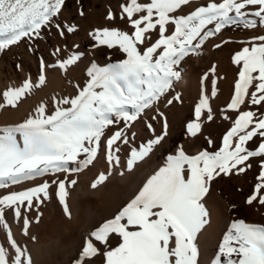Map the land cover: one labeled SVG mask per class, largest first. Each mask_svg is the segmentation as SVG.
<instances>
[{
  "label": "snow or ice",
  "instance_id": "obj_1",
  "mask_svg": "<svg viewBox=\"0 0 264 264\" xmlns=\"http://www.w3.org/2000/svg\"><path fill=\"white\" fill-rule=\"evenodd\" d=\"M65 2L0 0V53L25 38H41L42 30L51 27L61 37L74 33V25L58 22ZM193 2L125 0L120 18L128 21L131 33L119 28H98L90 33L95 47L116 49L123 59L104 66L93 61L87 69V83L83 87L76 85L75 96H53L51 111L47 103L41 102L22 123L0 127V189L55 176L52 184L57 187L58 200L65 215L71 218L67 186L76 185L77 180H69L67 175L61 180L57 173H79L94 166L103 152L109 170L92 183L95 189L121 167L122 146H129L128 171L149 157L168 134L167 117L159 111V104L166 101L171 105L181 99L179 93L172 99L168 96L182 79V61L191 53L199 55L198 50L228 26L264 27V0H209L188 14H180ZM115 18L116 14L109 11L107 19ZM169 26H174L173 30ZM153 33L158 37L154 41ZM215 47L220 48L221 44ZM62 53L60 47L51 53L58 57L53 65L40 57L37 82L28 78L18 87H9L2 94L4 103H0V109L5 105L16 108L22 99L44 86L47 68L58 67L67 73L83 55L74 52L60 59ZM233 63L239 72L227 109L235 112L236 118L223 136L222 146L195 155L187 154L181 147L177 154L169 156L165 166L147 179L134 198L89 233L75 264H93L100 256L103 264H198L197 238L209 216L202 201L211 183L221 176L245 173L252 167L253 158H259L261 171L246 202L264 206V35L253 37L250 46L235 53ZM210 71L214 75L215 66ZM208 75L204 74L202 84ZM215 83L213 80L212 97L216 95ZM152 109L163 118L164 131L155 135L149 123L153 138L138 148L131 146L136 136L131 129L146 115V110ZM202 117L208 121L214 118L210 96L204 88L194 108V118L186 124L189 136L194 138L201 133ZM112 126L117 130L106 135ZM249 142L257 143V147L249 148ZM208 143L211 146L213 141L209 139ZM50 188L45 180L23 191L0 195V226L14 249V255H10L0 244V264H33L28 250L14 238L6 213L10 210L14 214L28 236L33 220L27 213L35 209V222H40V205L51 199ZM115 238L119 243L113 247L111 240ZM221 257L227 258V264H264V225L233 221L214 264H223Z\"/></svg>",
  "mask_w": 264,
  "mask_h": 264
},
{
  "label": "bare ground",
  "instance_id": "obj_2",
  "mask_svg": "<svg viewBox=\"0 0 264 264\" xmlns=\"http://www.w3.org/2000/svg\"><path fill=\"white\" fill-rule=\"evenodd\" d=\"M70 2L71 0H66L64 9L62 10V15L59 17L58 22L63 21L64 23L67 24H70L72 22L73 11L70 8ZM118 2H119L118 0L114 2L115 7L109 9V11L116 14V18L114 20L107 19L106 26L104 27L98 26L96 29L119 28L129 33L133 31L130 25L127 28H124L122 25H117V21L124 23L126 21L128 23L126 19L122 20L120 18L122 4H119ZM208 2L209 0H194L192 6L185 7L180 14L182 15L188 14L191 11H193L196 6L205 5ZM99 3L100 0H93V4L95 7ZM76 9L79 11V22L82 21L84 17L91 15L90 12L85 13V9L83 8L81 0H77ZM107 9L106 7H104V10ZM81 11L84 12L83 16L80 15ZM99 11L102 10H98L97 12L94 10L93 13L97 14L99 13ZM86 26L87 25L82 26V29L85 28ZM52 28L55 29V27ZM43 31L45 32V30ZM93 31H91V33ZM154 34L155 33H153L152 35L153 41L156 39ZM62 39L67 40V34H65V36L62 37ZM37 40L38 38H33L31 40L25 38V40L20 42V44L13 45L11 46L10 49H6L4 52L0 53V103H4L2 94L9 87H18L25 81V79L28 78H30L33 81V83L37 82L38 75L40 72V58L39 59L37 58V54L34 48V44ZM44 43L46 44L47 47H50L47 41H45ZM99 48L100 47H94L92 50L83 52L81 50V41H78L76 43L74 49L72 48L69 49V47H67L66 49L61 48L63 49V53L59 57L60 59H65L68 56H70L72 53L78 52L80 50L79 53L83 54L81 60L77 63V65L72 66L67 73H64L58 67L47 68L46 69L47 79H46V84L44 86L36 88L32 94L22 99L16 108H12L11 106L5 105L4 108L0 109V127L12 126L22 123L25 119L29 117V115L34 114L36 107L41 102L47 103L49 110L51 111L53 107V103H52L53 96H57V97L75 96L78 91L76 85L79 84L81 87H83L87 83V80L89 79L87 76V69L91 66V63L93 61H95L100 66H104L107 63L113 62L110 58H107L106 60L103 59L100 61L97 60L96 53L99 50ZM53 51L54 50H52V52ZM44 59L47 62V64L53 65L57 63L58 57L53 56L51 54L50 59H47V57ZM17 65H19V67H17ZM191 78H193L191 76V71L186 70L185 77L182 79L179 85L182 88H186L189 85ZM202 88L203 87L201 84L197 86V90L199 91V93L198 92L197 93L200 95ZM212 90L213 89L206 88V91L210 96V103L213 108V112H215L219 106L217 102L218 99L220 98L219 97L220 93L219 90H216V95L212 97L211 96ZM199 100L197 101V104L199 103ZM163 113L167 117V122H168V128H167L168 134L165 137V140L162 142L161 145L154 148L153 152L149 155V157H147L144 161L139 162L131 171H128L126 167V161L128 156V154H126V147H128L129 149V146L124 145L122 146V152L120 153L121 167L118 169H114L112 175L103 185H100L95 189L91 187L92 183L96 180V178L100 173L102 172L107 173V171L109 170V165L106 162V158L104 157L103 152L99 156L100 162L103 165H101L100 171L96 177L90 176L91 174L90 175L83 174V176L81 177L77 173L74 174L76 176L75 179L77 180V184L74 186L69 184L67 186L69 193L67 199L71 210V218L65 215L63 211V206L58 200L56 185L55 186L51 185V188L49 190L51 199H47L44 204L40 205V211L48 215L50 218H53L58 215H63L71 224L77 223L81 219L80 217L82 216V213L84 211L83 202L86 199H89L90 197L93 196L100 199L101 202L103 203V208L101 211H97L96 209L94 210L90 209L87 212L79 232L71 239L68 240L66 235L72 233V228L67 227L66 229L67 234L65 235L60 234L56 236L50 233L43 235L42 232L39 230L40 228H38V226L42 223L41 222L36 223L35 220L30 218L29 216H28L29 219L33 220V223L30 227V234L26 236L23 233L22 225L15 220L14 214L10 210L6 213V219L11 227L14 238L22 247H25L28 250V253L32 257L33 264H75V260L78 259L79 254L84 245L85 238L89 235V233L95 227L99 226V224H101L104 220L111 219L117 212H119L122 207H124L132 198H134V196L143 187L147 179L151 175H153L156 171H158L161 167L165 166L167 160L164 161L161 159V161H159L157 155L163 143L167 142V140L171 136L172 123L170 122L167 113L166 112ZM204 119L205 117H202L203 122ZM156 120H158V122L161 123L162 129L164 131L163 118L156 116ZM152 126L155 129V135H159L158 133L159 127L154 124H152ZM148 130H149L148 133L149 137L147 136L148 138L144 143H146L149 139H152L154 135L149 128ZM141 133L142 131H138L137 133V135H139V138L141 137ZM203 134H204V125H202L201 133H199L194 138L191 137V142L197 141L199 136L201 137ZM139 138L135 136V139L132 141L131 146H135L138 148L139 145L137 144L138 143L137 141H139ZM200 150L201 148L197 149V152L198 151L200 152ZM70 166L74 167L75 165H70ZM88 168H85L81 172L82 173L86 172ZM121 171L124 172L123 175H120ZM66 175L69 176L70 174H66ZM112 181H120L125 186L124 190L114 191L111 193V195L105 196L104 193L107 190V186L109 183L111 184ZM4 191L5 189H0V195H3ZM212 194H213V190L211 183L209 192L202 201L205 204L209 216L207 218L208 223L202 229L201 233L198 234V238H197V245L199 249L198 264H208L209 263L208 260L211 257L217 259V257L220 256L218 249L222 244V240H223L222 238L227 233L230 225L233 222V217L230 214H228L226 202L223 199H220V201L218 200L219 202H212L211 201ZM32 211L36 212L35 209H33ZM32 237H35V239H32ZM0 244H2L5 248L8 249L10 255H14V249L11 248L10 242L7 237V233L2 226H0ZM214 258L212 259L214 260ZM95 260L96 258L94 259L93 264H98L97 262H95Z\"/></svg>",
  "mask_w": 264,
  "mask_h": 264
},
{
  "label": "rangeland",
  "instance_id": "obj_3",
  "mask_svg": "<svg viewBox=\"0 0 264 264\" xmlns=\"http://www.w3.org/2000/svg\"><path fill=\"white\" fill-rule=\"evenodd\" d=\"M81 1L83 8L85 9V13L90 12L91 15L84 17L85 19L83 18L82 21L79 22V11L76 9L77 0H71L70 8L73 11V20L70 25H74L77 30L74 33H66L67 40L62 39L56 28L53 29L51 27L50 29H45V32L42 30L41 38H38L34 44L38 59L40 57H47V59H50L52 50H55L57 47L63 49L69 47V49H74L78 41H81V50L83 52L92 50L95 47L96 41L92 39L90 33L98 26H106L109 9L115 7L114 2L117 0H100V3L96 7L93 4V0ZM118 1L119 4L125 3V0ZM141 1L147 2V0ZM103 6L108 9L104 10ZM89 10L93 11L91 12ZM94 10L96 12L98 10L102 11H99V13L95 14L93 13ZM59 22L64 23L63 21ZM84 25L87 26L82 29V26ZM117 25H122L124 28L129 26L126 21L125 23L117 21ZM173 27L174 26L169 27L170 31L173 30ZM260 35H264V27L258 26L255 29H249L244 28L243 25L239 27L236 25H231L223 29L222 32L217 36L211 37L209 41H207L205 45L198 50L200 53L199 55L196 53H191L185 58L184 61H182V79L185 77L186 70L191 71V76L193 78H191L189 82V87L187 86L186 88H182L179 85L182 79L174 85L175 90L169 94L168 99H172L176 93H179L181 97L180 101H174L171 105H167L166 101H162L159 104V111L166 112L170 122L172 123L171 136L167 142L163 143L158 152L157 158L159 161H161V159L165 161L169 156L177 154L181 147L187 154L195 155L199 152H197V149L199 148H201L200 151L207 149L211 152L218 150L222 146L223 136L232 127L233 121L236 118V113L227 109V105L230 103L233 95L234 84L238 78L239 72V68L233 63V57L235 53L239 52L243 47L250 46L253 42V37ZM154 36L156 39L158 38L157 34H154ZM45 41L49 43L50 47L46 46L44 43ZM224 41H229V43H224ZM216 44H221V47L216 48ZM107 58H110L113 62H116L120 59H123V55L116 49H109L106 46H100L96 53V59L100 61L103 59L106 60ZM213 66H215L216 69L214 75L210 71ZM205 73L209 74L208 79L202 84V78ZM213 80L216 81L215 89L219 90L220 93V98L217 102L219 105L218 109L213 112V120L208 121L205 117L203 122L204 134L201 137L199 136L197 141L191 142V136H189L186 132V124L194 118V108L197 104V101L201 98V95L198 94L199 91L197 90V86L201 84L204 89H213ZM253 110L255 109L253 108ZM261 111H264V109H261ZM153 116H158L156 109L146 110V115H143L131 129V131L136 133L137 138H139V135H137L138 131H142L141 137L139 138V141H137L139 146L149 137L147 124L151 123L157 125L159 127V135L163 132L161 123L156 119H152ZM225 117L229 118L226 119ZM120 126L122 127L123 125L121 124ZM116 130V127L112 126L106 130V135L110 136ZM209 139L213 141L211 146L208 143ZM258 142L259 141H257V143ZM257 143L249 142L248 147L254 149L257 147ZM128 152L129 149L126 147V154H128ZM250 162L252 167L245 173L232 175L230 177L221 176L214 180L212 182L213 194L211 201L219 202L220 199H223L226 202L228 214L233 217V221L244 220L249 224L252 223L264 225V206L260 205L258 202H254L252 205H249L246 202L248 197L253 193L255 185L259 182L257 177L261 171L259 158H253ZM101 165L103 164L100 162L98 157V160L94 162V166L90 165L86 172H79L77 174H79L80 177L83 176V174H91L90 176L96 177L100 171ZM74 174L75 173H71L69 176H67L68 179H75L76 176ZM56 175L59 176L61 180L65 179L66 176L65 173H57ZM55 178V176L49 175L43 178H37L34 181H24L19 185H12L8 189H5L3 195H6L11 191H23L26 188L41 184L45 180H47L50 185L55 186V184H52V181ZM124 187L125 186L120 181H112L111 184H108L104 195L109 196L114 191H123ZM100 202V199L93 196L89 199H86L83 202L84 211L80 217V222L78 221L77 223L73 224H71L63 215L50 218L48 215L43 213V215L40 217V222L42 224H40L38 228H40L39 230L43 235L50 233L58 236L60 234H67L66 229L67 227H70L72 228V233L66 235L67 239L69 240L79 232L82 222L85 219L84 217H86V214L90 209H96L97 211L102 210L103 203L101 202L100 204ZM27 214L30 218L35 220L37 212L31 211ZM118 243V238L111 240L113 247L117 246ZM218 252L220 253V247ZM212 258L214 257H211L208 260L210 264L214 263L216 260V258H214V260ZM221 260L223 264H227L226 257H221ZM95 262L98 264H103V257H97Z\"/></svg>",
  "mask_w": 264,
  "mask_h": 264
}]
</instances>
